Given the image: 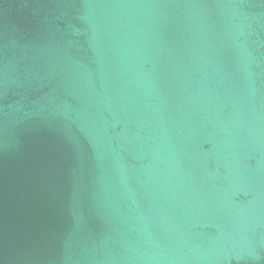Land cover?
<instances>
[{"label": "water", "instance_id": "95a60500", "mask_svg": "<svg viewBox=\"0 0 264 264\" xmlns=\"http://www.w3.org/2000/svg\"><path fill=\"white\" fill-rule=\"evenodd\" d=\"M0 264H264V0H0Z\"/></svg>", "mask_w": 264, "mask_h": 264}]
</instances>
